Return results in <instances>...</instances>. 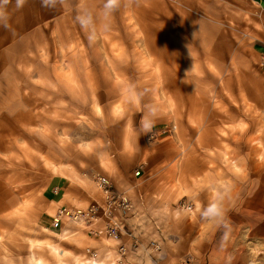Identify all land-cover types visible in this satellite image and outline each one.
Masks as SVG:
<instances>
[{
	"label": "rangeland",
	"instance_id": "rangeland-1",
	"mask_svg": "<svg viewBox=\"0 0 264 264\" xmlns=\"http://www.w3.org/2000/svg\"><path fill=\"white\" fill-rule=\"evenodd\" d=\"M78 3L0 5V264H60L46 242L67 264L92 259L87 248L105 264H264L262 26L245 0H130L94 43ZM128 84L145 92L139 103ZM146 103L160 110L147 134ZM97 174L129 192L122 241L137 245L121 260L107 237L52 226L54 175L87 195L68 208H86L101 200ZM213 188L226 190L219 223L198 211Z\"/></svg>",
	"mask_w": 264,
	"mask_h": 264
},
{
	"label": "clouds",
	"instance_id": "clouds-1",
	"mask_svg": "<svg viewBox=\"0 0 264 264\" xmlns=\"http://www.w3.org/2000/svg\"><path fill=\"white\" fill-rule=\"evenodd\" d=\"M27 0H16V7L22 8ZM8 0H0V5H6ZM42 6L55 8L58 5L67 6L68 0H41ZM130 0H102L99 8H94L87 3V0H79L75 6V22L85 32L90 43H94L100 35L111 29V19L116 11L122 6H129ZM9 17L5 7H0V25L7 27ZM191 55V53H190ZM194 66V65H193ZM126 98L132 103H139L145 95L144 91H137L134 84H128L124 89ZM160 115L158 106L152 103L144 104V113L141 118V128L147 134L155 125ZM225 191L213 188V196L206 207L198 209L201 218L209 221L221 222L225 215L223 200ZM191 211V208H188Z\"/></svg>",
	"mask_w": 264,
	"mask_h": 264
},
{
	"label": "built area",
	"instance_id": "built-area-1",
	"mask_svg": "<svg viewBox=\"0 0 264 264\" xmlns=\"http://www.w3.org/2000/svg\"><path fill=\"white\" fill-rule=\"evenodd\" d=\"M258 17L264 23V16L261 13H258ZM259 65L264 70V50L260 53ZM93 182L101 200L86 208L65 206L58 208L52 226L56 229L60 228L62 221L66 220L88 229L93 236H104L118 243L125 232L123 220L131 210V201L124 193L116 191L106 176L97 174ZM132 244L136 246L137 241L133 240ZM131 245L123 242L117 244L115 250L117 260H121L126 255ZM150 245L156 250L159 249L156 242H151ZM86 253L91 258L97 256V252L91 248H87Z\"/></svg>",
	"mask_w": 264,
	"mask_h": 264
},
{
	"label": "crops",
	"instance_id": "crops-1",
	"mask_svg": "<svg viewBox=\"0 0 264 264\" xmlns=\"http://www.w3.org/2000/svg\"><path fill=\"white\" fill-rule=\"evenodd\" d=\"M248 6L250 8V12L252 11L253 14V20L255 22H260L262 32H260L258 35H256V41L254 42V48L256 51V54L258 55V62H259V56L260 53L264 50V23L261 21V19L258 17V13H261L262 16H264V0H245V7ZM260 66V65H259ZM261 68V67H260ZM262 69V68H261ZM264 71V70H263ZM55 179L52 186V197L60 204L61 206H71V205H79L77 203H82L86 200L87 195H85L83 192H80V188H75L76 192L74 191V188H72V185L70 182H68V178L66 176H60V175H54ZM79 185V184H77ZM115 189H117L119 192H122L126 194V196L129 197V192L127 190V185H119L117 182L116 184H113ZM54 195V196H53ZM96 192L94 191V197H96ZM94 199V198H93ZM132 199V198H131ZM73 207V206H72ZM50 231V230H49ZM58 231V230H57ZM52 233V231H50ZM70 236V235H69ZM69 236H66L67 238ZM123 238V237H122ZM121 238L120 242H123ZM65 240V239H64ZM63 241V240H62ZM115 242V241H114ZM246 242V240L244 241ZM125 243V242H123ZM251 243V245H249ZM247 243L248 251H256L257 250V243L254 241H251ZM251 246V247H250ZM246 264H255L252 259H247Z\"/></svg>",
	"mask_w": 264,
	"mask_h": 264
},
{
	"label": "bare ground",
	"instance_id": "bare-ground-1",
	"mask_svg": "<svg viewBox=\"0 0 264 264\" xmlns=\"http://www.w3.org/2000/svg\"><path fill=\"white\" fill-rule=\"evenodd\" d=\"M52 233L57 235V237H59L61 240H64L67 238V237H63V235L59 234L57 230H53ZM46 245L49 248V251H51L54 254L55 260L60 262V264H67V262H65L62 259V257H65L66 252L63 251L57 243L53 244L51 242L50 243L46 242ZM249 245H251V243H249ZM247 247H248V244H247ZM75 259H78V257L75 256ZM30 264H45V262L43 259H41L39 257L35 258V257L31 256L30 257ZM81 264H105V263L102 259L92 258V259L85 260V261L81 262Z\"/></svg>",
	"mask_w": 264,
	"mask_h": 264
}]
</instances>
